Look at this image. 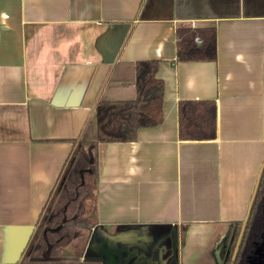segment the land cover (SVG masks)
Here are the masks:
<instances>
[{
	"label": "crops",
	"instance_id": "obj_1",
	"mask_svg": "<svg viewBox=\"0 0 264 264\" xmlns=\"http://www.w3.org/2000/svg\"><path fill=\"white\" fill-rule=\"evenodd\" d=\"M210 25L212 60L176 57L174 28ZM153 59L161 120L95 147V225L64 256L213 264L264 159V0H0V264L14 263L98 98L134 97ZM180 99L213 101L214 133L181 138Z\"/></svg>",
	"mask_w": 264,
	"mask_h": 264
},
{
	"label": "trees",
	"instance_id": "obj_2",
	"mask_svg": "<svg viewBox=\"0 0 264 264\" xmlns=\"http://www.w3.org/2000/svg\"><path fill=\"white\" fill-rule=\"evenodd\" d=\"M176 57L182 60H212L214 29L210 25L174 28ZM199 39L198 42L193 40ZM134 97L95 100L93 105L94 136L76 138L57 175L50 194L33 224L18 259L6 264H90L76 257L64 256L59 248L70 241L76 226L95 225L96 183L95 147L99 141H128L139 127L153 126L161 120L162 80L155 76L157 63L153 59L134 60ZM177 133L181 138H207L214 133V109L211 99H180L176 104ZM252 198L244 218L236 248L234 263L241 262L244 253L264 235V162L259 168ZM86 200H90L88 203ZM241 220L231 222L222 234L221 257L217 247V262L229 261L230 250Z\"/></svg>",
	"mask_w": 264,
	"mask_h": 264
},
{
	"label": "flooded vegetation",
	"instance_id": "obj_3",
	"mask_svg": "<svg viewBox=\"0 0 264 264\" xmlns=\"http://www.w3.org/2000/svg\"><path fill=\"white\" fill-rule=\"evenodd\" d=\"M239 228H240V226H239ZM242 229H243V227H242ZM224 231L222 232V234L224 233ZM238 232H239V229H238ZM241 232H242V230H241ZM222 234L220 235L221 236L220 237L221 239H222ZM220 238L218 239V241H216V243L211 248L212 258H213V264H222V262H220L221 259L217 262V252H219L221 254L220 255L221 257H223L224 253H226L224 251V249H223V246H224L223 243L222 242L219 243ZM236 238H237V236H236ZM236 238L234 240V243L236 241ZM238 242H239V240H238ZM238 242H237V245H238ZM234 243H233L232 248L230 250L231 253H230L229 261L227 262V264H235L234 263V258H235V255H236V252L235 251H236L237 245L235 247L234 254H233L232 249H233ZM217 247L219 248V251L215 252L217 250ZM86 262L88 263L89 261H86ZM238 264H264V235H262L258 239V241L254 242L252 248L249 251H247L246 253L243 254L242 259H241V262H239Z\"/></svg>",
	"mask_w": 264,
	"mask_h": 264
},
{
	"label": "water",
	"instance_id": "obj_4",
	"mask_svg": "<svg viewBox=\"0 0 264 264\" xmlns=\"http://www.w3.org/2000/svg\"><path fill=\"white\" fill-rule=\"evenodd\" d=\"M264 162V159L262 160V162H261V165H262V163ZM261 165L259 166V168L261 167ZM259 168H258V170H259ZM257 170V171H258ZM258 173H259V171H258ZM258 173H257V176H258ZM257 176H256V180H257ZM256 180H255V183H256ZM255 183H254V186H255ZM254 189H255V187H254ZM254 191V190H253ZM252 195H253V193L251 194V196H250V198H249V201H248V203L250 202V200H251V198H252ZM249 206V205H248ZM247 209H248V207H247ZM247 209H246V212H247ZM246 212L244 213V216L242 217V221H241V224H240V228H239V232L237 233V238H236V241H235V243H234V246H233V249H232V252H233V254H234V250H235V247H236V245H237V242H238V240H239V238H240V233H241V230H242V227H243V224H244V218H245V216H246ZM232 254V255H233ZM261 255V254H260ZM101 264H104V262L102 261L101 262Z\"/></svg>",
	"mask_w": 264,
	"mask_h": 264
},
{
	"label": "built area",
	"instance_id": "obj_5",
	"mask_svg": "<svg viewBox=\"0 0 264 264\" xmlns=\"http://www.w3.org/2000/svg\"><path fill=\"white\" fill-rule=\"evenodd\" d=\"M193 40H194L195 42H198V41H199V39H198L197 37H194Z\"/></svg>",
	"mask_w": 264,
	"mask_h": 264
},
{
	"label": "rangeland",
	"instance_id": "obj_6",
	"mask_svg": "<svg viewBox=\"0 0 264 264\" xmlns=\"http://www.w3.org/2000/svg\"><path fill=\"white\" fill-rule=\"evenodd\" d=\"M88 203H90L91 201L90 200H86ZM59 249H61L60 251L62 252V248H59ZM214 253V252H213Z\"/></svg>",
	"mask_w": 264,
	"mask_h": 264
}]
</instances>
